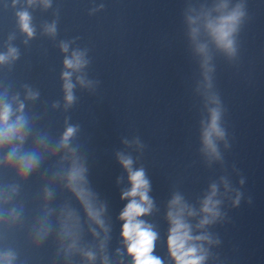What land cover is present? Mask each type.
<instances>
[{"label": "clouds", "instance_id": "9594fccd", "mask_svg": "<svg viewBox=\"0 0 264 264\" xmlns=\"http://www.w3.org/2000/svg\"><path fill=\"white\" fill-rule=\"evenodd\" d=\"M34 0H28L32 4ZM227 0H222L216 6L220 13L213 18L204 14L203 28L215 42L216 46L229 55L235 53L233 34L241 18L244 16L243 5L237 4L230 11ZM21 30L32 37L34 29L31 26V17L27 11L17 12ZM200 16H189L190 36L195 44L196 51L205 56L204 66L207 68V45L198 43L200 32ZM55 24L49 25L48 33H55ZM63 52H68V44L62 43ZM17 50L10 48L7 54H0V64L10 57L15 58ZM85 53L73 51L70 57H65L63 63L65 71L64 80L65 106H70L74 100L72 75L80 72L88 63ZM211 71V69H207ZM208 79L207 75L205 77ZM77 81L85 85L83 76H77ZM90 83V82H89ZM210 87V84H209ZM38 92L28 91L26 99L36 100ZM212 102L218 103L215 98ZM15 105V107H14ZM220 112L218 108L210 110V122L203 133L204 151L209 157L219 158L214 137L223 138V131L219 126ZM33 117L25 111V103L19 96L9 99L8 93H0V176L14 179H5L0 183V264H27V258L22 259L16 236L24 228L25 207L17 200L20 195L21 184L34 175L47 158L54 160L59 157V167L52 174V180H58L62 186L71 193L80 209L70 205L62 206L58 210L55 225L49 219L54 211L49 207L53 198V191L45 186L42 213L29 226V243L34 248L40 245L56 232L58 240L57 255H63L66 264H71L74 257L79 256L82 264H110L107 254V240L109 228L106 226L103 215L105 206L97 202L96 194L89 188L87 168L77 155V147L72 146V140L77 133V127L66 126L58 141L53 142L46 132L37 130L32 121ZM118 162L128 173L130 187L122 191L120 199L127 201L118 219L122 222L120 238L124 250L131 258V264H164L161 257L154 255L158 233L152 224L142 217L148 216L153 210V200L149 196L150 182L143 168L133 169V160L130 156L117 153ZM217 188L212 185L210 194L202 201L200 209L203 219L196 228H203L219 215L217 211L218 200H215ZM238 202V201H237ZM83 212V217L80 214ZM197 213L184 202L179 194L173 196L168 205L167 220L169 229L167 235L168 256L173 264H204L207 252L202 242L209 241L207 235H193V226L189 218ZM94 238L100 236L99 228L104 233L97 245H88L82 242L84 225ZM95 225V227H92ZM210 242V241H209ZM118 256L122 255L120 249L116 250ZM120 264H123L121 260Z\"/></svg>", "mask_w": 264, "mask_h": 264}]
</instances>
